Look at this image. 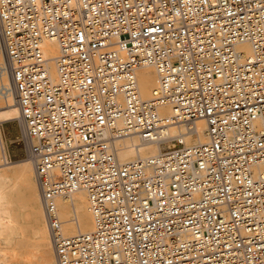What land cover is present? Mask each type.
<instances>
[{"label":"built area","instance_id":"2783aa9c","mask_svg":"<svg viewBox=\"0 0 264 264\" xmlns=\"http://www.w3.org/2000/svg\"><path fill=\"white\" fill-rule=\"evenodd\" d=\"M1 103L18 109L54 264H264V0H0ZM197 118L205 142L117 156L122 137ZM76 190L93 227L66 234L56 197Z\"/></svg>","mask_w":264,"mask_h":264},{"label":"bare ground","instance_id":"6f19581e","mask_svg":"<svg viewBox=\"0 0 264 264\" xmlns=\"http://www.w3.org/2000/svg\"><path fill=\"white\" fill-rule=\"evenodd\" d=\"M243 48L249 50L247 45ZM43 51L49 60L50 71L55 75L53 58L58 53L56 42L45 40ZM136 76L140 95L146 99L152 98L158 89L155 68L151 65L143 66L137 69ZM159 111L162 114L171 113L167 104L161 105ZM17 115L16 106L1 103L0 154H3V158L0 159V264H54L52 245L32 164L27 158L10 159L2 131L3 122L14 119ZM160 137H176L187 145L205 142L207 141L206 123L202 118L177 121L160 130L156 139L144 140L136 134L122 137L116 141L117 156L121 161H130L154 155L162 151L157 140ZM10 169L14 174L9 172ZM259 170L264 172V167H259ZM13 178L16 179L13 188L23 191L19 208L11 192L13 188L10 181ZM56 204L63 222L64 233L74 234L92 229L93 218L89 210L87 194L83 190L57 196ZM32 257H35L36 261H32Z\"/></svg>","mask_w":264,"mask_h":264},{"label":"rangeland","instance_id":"374dc122","mask_svg":"<svg viewBox=\"0 0 264 264\" xmlns=\"http://www.w3.org/2000/svg\"><path fill=\"white\" fill-rule=\"evenodd\" d=\"M2 131L4 133L5 143H7L6 146H7V150H9L8 154H9L10 159L16 160V159H20V158H25V155L23 153V149H22L21 145L16 141V135H17L16 121L11 120V121H7V122H3ZM162 147H164V145H162ZM0 153H1V151H0ZM2 155L0 154V159L3 158ZM5 165H8V164H5ZM3 169H6V167H3ZM9 172L11 174H14L13 173L14 171L11 169ZM15 183H16V179L13 178L10 181L12 188H13V185L15 186ZM13 190L11 189V192L13 193V196L15 197L16 203L18 204L17 206L19 208L20 203H21L20 201L22 200V196H23V191L21 189H17L16 187L13 188ZM31 260L36 261V258L32 257Z\"/></svg>","mask_w":264,"mask_h":264}]
</instances>
